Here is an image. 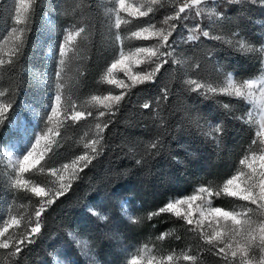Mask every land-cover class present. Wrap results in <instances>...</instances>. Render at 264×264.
Listing matches in <instances>:
<instances>
[{
	"label": "trees",
	"instance_id": "16d2710c",
	"mask_svg": "<svg viewBox=\"0 0 264 264\" xmlns=\"http://www.w3.org/2000/svg\"><path fill=\"white\" fill-rule=\"evenodd\" d=\"M176 2L167 0L165 8L157 13V26L167 27L161 23L163 16L168 13L165 9L171 8ZM38 4L34 14L29 16L28 27L24 31V55L16 60L10 55L14 40L12 28L25 26L15 23L16 0H0V59L5 61L0 65V92L5 95L0 98L4 103L14 101L8 120L25 101L33 104L35 124L37 128L43 129L49 124L44 103L48 102V88L50 83L54 85L57 79L55 72L60 70L56 55L54 52L48 54L46 46L51 42L57 47L66 22L75 21L84 26L87 33L86 37L81 38L78 48L68 53L70 60L63 69V80L69 88L65 90L62 103H66L70 97L72 103L83 110L92 106L93 95L118 94L120 89L108 85L103 78L120 48L115 42L117 33L112 11L115 0H38ZM223 11L229 19L222 25L213 24L207 30L213 35L223 36L225 40L234 41L236 38L232 33L235 32L239 34L238 38L256 49L264 46V5L224 3ZM47 17H50V30L45 40L42 28L47 24ZM201 23L206 26L209 22L204 19ZM183 24L191 27L192 22L184 21ZM135 27L134 24L124 25L119 34L129 36ZM178 32L185 37L188 35L184 27H180ZM153 42L125 40V51L129 48L134 50L136 46H150ZM181 48L177 49L181 63L163 71L155 85L131 89L132 95L127 103L111 116V123L104 130L103 154L80 172L78 179H72L71 173L63 176V165L70 164L76 155L87 151L84 147L88 140L86 134L94 133L98 121L88 118L65 128L57 123V120L64 119L63 109L51 123L55 133L46 152L33 168L21 175L30 181L26 186L28 191L24 187L13 188V183L5 179L0 168V214L5 218L16 217L21 221V227L34 217V209L39 207L37 201L40 198L30 192L34 184L49 191L59 186L61 176L72 183L71 189L42 214L43 234L35 244L25 249L22 264H57L55 259L68 264H90L68 236L69 231L84 236L90 241V246L94 245L92 252L100 264H130L126 260L125 246L141 242L161 255L171 253L174 256L172 264H190L183 260L186 253L196 255L195 264H224L211 252L203 251L202 241L186 231L183 221L177 220L174 215L165 213L152 219H148V215L170 199L192 194L202 184L206 185L210 181L222 183L221 178L239 165L242 150L248 147L258 126L251 104L234 98L230 101L229 97L220 96L218 99L222 102L234 105L237 115L251 111L254 123L249 127L233 120L221 146L209 143L194 121L204 118L214 123L221 119L227 122L229 118L223 116V109L214 100H205L189 91L190 86L186 81L198 80L220 87L224 83V75L219 67L241 78H256L261 74L256 57L261 54L236 53L228 44L203 37L195 44H185ZM10 58L14 60V66L8 63ZM196 63L201 65L199 71L190 67ZM145 64L134 65L135 71L145 67ZM117 78L128 82L123 73H117ZM164 87L170 90L167 101L161 100L151 109L141 107L145 101L154 102L160 97ZM104 119L108 117L99 122L103 123ZM8 120L0 124V141L4 140ZM57 131L61 135H57ZM55 141L60 142L59 147ZM155 141L164 145L159 154L147 165H137L136 159L144 156L147 145ZM52 168L56 169L55 174ZM123 202H126L129 213L138 223L132 224L121 213ZM235 203L228 198L214 201L215 206L225 208ZM88 208H95L108 216L109 220L91 216ZM198 211V208L194 209V212ZM116 225L120 226L115 228L112 236L105 235ZM10 231L15 234V229ZM163 233H168L167 237L158 239ZM177 235L181 237L180 240L176 239ZM15 259L20 257L10 258L7 250H0V264H13ZM165 264L168 262L165 261Z\"/></svg>",
	"mask_w": 264,
	"mask_h": 264
},
{
	"label": "snow or ice",
	"instance_id": "6c2138e0",
	"mask_svg": "<svg viewBox=\"0 0 264 264\" xmlns=\"http://www.w3.org/2000/svg\"><path fill=\"white\" fill-rule=\"evenodd\" d=\"M166 2L167 0H143V3L133 5L127 3L126 0H115L112 9L115 14L114 29L117 33L115 42L119 45L120 50L118 56L107 67V74L103 80L108 85L119 88L120 92L118 94L110 92L107 95H93L91 96L92 106L83 110L72 103L70 97L66 103H62L65 90L69 88L63 80V69L70 60L68 53L70 50L78 48L81 38L86 37L87 33V29L75 21L66 22V26L61 32V42L53 50L60 70L55 72L57 79L54 85L50 83L48 88V102L45 108L50 114L47 115V122L51 124L54 118L59 117L61 109H63L64 119L57 120V123L65 128L88 118L98 122L95 123L94 133L86 134L88 140L84 147L87 151L82 155H76L71 164L65 163L63 168L71 169L72 179H78L79 173L103 154L104 130L109 127L111 116L115 115L127 103L128 98L132 95V88L148 84L155 85L163 71H168L173 65L181 63L178 59L177 49L182 50V45L195 44L203 37L228 44L236 53H260L261 55L256 57L259 59L261 69L259 78H241L218 66L224 75V83L220 87L214 86L212 83H200L198 80L186 81L190 86L189 91L205 100H214L223 109V116L229 118L227 122L221 119L214 123L204 118H197L194 121L204 138L216 147L223 144L225 137L229 134L228 126L233 120L247 124L249 127L254 123L251 111L237 115L231 102L224 103L218 97L227 96L230 101L234 98L258 106L260 122L250 144L242 150L243 156L239 159V165L234 166L221 178L222 183L210 181L206 185L202 184L195 188L192 194L170 199L157 211L151 212L148 219L165 213L174 215L177 220L183 221L186 231L193 233L199 241H202L203 251L211 252L219 257L224 264H264V46L256 49L252 44L238 38L239 34L235 32L232 33V36L236 38L234 41L233 39L225 40L223 36L213 35L210 30H207L211 25H222L229 19L223 11L224 3L244 5L247 2L253 5L257 3L264 5V0H212L211 7H209L210 0H177L171 8L165 9L169 14L163 16L161 23L167 27H158L157 13L165 8ZM16 4L15 23L25 26L20 29L12 28L14 40L10 55L18 60L24 55L23 45L26 42L24 31L28 27L29 16L34 14L39 4L38 0H16ZM204 19L209 22L206 26H202L201 23ZM189 20L192 22L191 27L183 24L184 21ZM133 24L136 27L131 30L129 36L125 37L119 34L122 26ZM180 27H184L188 32L186 37L183 33L178 32ZM177 36L179 39H176ZM125 40L154 42L151 46H136L134 50L129 48L126 52ZM134 56L137 64L146 62L145 67L133 71ZM140 57H144V61H141ZM4 63L5 61L0 59V65ZM8 63L14 66L13 59L10 58ZM190 67H194L196 71L201 69L199 63ZM117 73H123L128 82L117 78ZM169 93L170 90L164 87L161 89L160 97H157L154 102L145 101L141 107L151 109L161 100L167 101ZM4 95V92H0V97ZM13 104L14 101L11 100L7 103L0 102V124L11 117L12 113L9 110L13 109ZM93 109L95 110L93 111ZM105 117L108 119H104L103 123L99 122ZM201 119H203V123H201ZM17 124L23 126V122L20 120H17ZM52 131L55 129L50 128L49 133ZM43 135V132L34 135V142L32 140L20 153L18 164L13 166V171L16 173L13 177V188L24 187L28 191L26 186L30 181L18 177L29 171L30 161L33 165L38 163L37 159H33V153L39 146ZM57 135H61V133L57 131ZM55 143L59 147L60 142L55 141ZM163 147L164 145L159 141L149 143L145 155L136 159L135 163L147 165ZM51 171L56 173L55 168H52ZM60 181L58 187L49 191L39 184H34L31 187V194L40 198L37 201L39 207L34 209V217L25 222L22 227L21 221L16 217L5 218L3 214H0V224H2L0 226V250H7L10 258L20 257V259H15L13 264H22L25 249H28L29 245L35 244L43 234L42 214L71 189L70 180L61 176ZM223 198H228L236 203L230 208L214 205V201ZM121 207L132 224L138 223V220L129 214L126 206L122 205ZM195 208H198L199 211L194 212ZM87 211L99 220H109L108 216L102 215L95 208H88ZM119 226L110 228L105 235L112 236L115 228ZM10 229H15V234ZM167 235L168 233H163L158 239L163 240ZM68 236L81 247V251L85 255L94 250V245L90 246L89 240H82L72 231L68 232ZM176 239L180 240L181 237L177 235ZM146 248L147 245H145ZM143 251L144 249L140 250V252ZM173 259V255H167L161 259L160 264H165V261L172 264ZM183 260L195 264L197 257L186 253L183 255ZM130 264H140V255H134ZM148 264H152V261L149 260Z\"/></svg>",
	"mask_w": 264,
	"mask_h": 264
},
{
	"label": "rangeland",
	"instance_id": "374dc122",
	"mask_svg": "<svg viewBox=\"0 0 264 264\" xmlns=\"http://www.w3.org/2000/svg\"><path fill=\"white\" fill-rule=\"evenodd\" d=\"M126 2L129 4H133V5H139L143 3V0H126ZM211 6H212V0H210L209 2V7ZM167 14L169 13H166V15ZM46 23L47 24L42 28V34L44 35L45 40H47L49 36L50 17H47ZM50 44L51 42L48 43L46 46V52L48 54L53 53L54 52L53 50L56 49V47H54L53 44L51 45ZM141 58H144V57H140V59ZM136 64L137 63L135 62V56H134L133 65H132L133 71L136 70V68L134 67V65ZM260 76L261 74L256 78H259ZM0 102L4 103V101L1 98H0ZM44 103L45 105L47 104L46 101ZM251 106L256 113L257 122L259 124L260 122L259 108L258 106H253V105ZM47 114H50V112L47 111ZM17 120H20L23 122L22 127L17 124ZM35 121H36V114H35V110L33 109V104L25 101L21 105L20 109H18L17 112L13 115V117L7 122V128L4 131V140L0 141V168L2 170V174L5 177V179L12 183H14L13 177L16 175V173H14L13 171V166L18 164L20 153L23 152L25 148L27 147V145L33 140L34 135H39L41 132L44 133V135L42 136L40 140L39 146L37 147L36 151L33 153V159H37L39 161L48 148V147H45V145H48L50 143V140L55 133L54 131L49 133V129L50 128L52 129L51 124H47L43 127V129H39V127L37 128ZM35 165H33L30 161L29 169L33 168ZM70 173H71V169L63 170V176H66ZM18 178L23 179L21 175ZM122 205L126 206L128 209L126 202H123L121 206ZM120 211L121 213L124 214L122 207H120ZM128 212H129V209H128ZM76 235L79 236L82 240H87L82 235H79L77 233ZM145 245H147L145 242H141V243H135V244L133 243L132 245H130V247L125 246V249L127 250V255H126L127 262H131L132 257L134 255L139 254L140 264H148L149 260L152 261V264H159L163 257L167 255H172L171 253L161 255L159 251L155 250L154 248L148 247V245H147V248L145 249ZM77 247L81 251V247L79 245H77ZM141 249H144V251L140 252ZM81 253L88 259L90 264H100V262L95 258L93 252H91L88 255H85L84 252L82 251ZM55 260L57 264H68L65 261H61L59 259H55Z\"/></svg>",
	"mask_w": 264,
	"mask_h": 264
}]
</instances>
